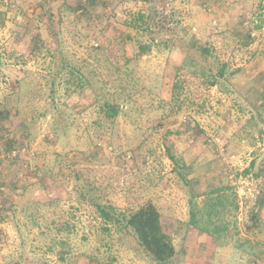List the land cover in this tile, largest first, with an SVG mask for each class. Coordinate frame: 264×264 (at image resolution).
Listing matches in <instances>:
<instances>
[{"label":"rangeland","instance_id":"374dc122","mask_svg":"<svg viewBox=\"0 0 264 264\" xmlns=\"http://www.w3.org/2000/svg\"><path fill=\"white\" fill-rule=\"evenodd\" d=\"M74 1L0 0V264L23 251L21 264H154L117 220L149 200L173 236V264H253L264 250L253 225L258 214L264 232V115L254 114L264 106V0H98L84 16ZM226 29L239 30L242 45L218 33ZM245 30L256 36L249 45ZM150 39L139 55L137 42ZM191 40L242 68L231 93L176 71ZM92 45L103 48L97 57ZM61 47L91 62L93 85L73 96L57 77ZM123 73L138 84V104L156 102L152 111L115 116L95 98L99 80L119 88ZM173 93L180 114L160 125L157 100ZM12 152L15 160L3 157Z\"/></svg>","mask_w":264,"mask_h":264},{"label":"trees","instance_id":"16d2710c","mask_svg":"<svg viewBox=\"0 0 264 264\" xmlns=\"http://www.w3.org/2000/svg\"><path fill=\"white\" fill-rule=\"evenodd\" d=\"M98 0H76L71 5L74 7L73 11H81V16H84L88 14V12L91 10L89 9L90 6H94L97 3ZM89 5V6H86ZM67 6V4H65ZM72 9V8H71ZM87 17V16H85ZM81 18V17H79ZM244 18H241L240 24L243 25ZM253 27H259V25H255ZM254 30V29H253ZM147 30L142 31L141 33H145ZM151 33V32H150ZM220 34L224 35H232V39L235 41L236 44L242 45V41L237 36L239 33H241L239 30L236 32H229L228 29L218 32ZM252 30H245V39H247V44H251L253 41H255L256 36H253ZM192 38L189 39H193ZM151 42H154L153 40H149L146 43L144 42H137V49L139 55H145L148 54L152 49ZM244 43V42H243ZM90 44V43H88ZM45 50L47 48L43 46ZM92 47V48H90ZM87 48V50L90 48L89 55H100L103 51V48L100 45L97 46H90ZM43 49V48H42ZM37 51H41V48L38 47L37 42L31 46V52L35 53ZM59 50V51H58ZM57 54L60 55L62 58V67L60 68V72L58 73L57 77H59V74H63V77L60 79V83L66 87V92L69 93V96H73L77 93L78 90H83L87 86H92V78L87 77L86 74L91 75L89 71H84L87 67L91 66V62L89 60L85 59L82 60L81 63H79L75 56L70 53L69 51L64 52V48H58ZM188 50L190 53H185V57L183 59L182 65L179 66L176 71L183 72V71H189L192 75L201 76L203 78V83L206 84V86H217L221 91L223 92H230L233 90H229L227 87V84H232L234 80H237L238 75L242 72V68H237L236 70H233L231 67L230 62H224L220 59V57L216 54V52L211 49L208 45L201 44L194 42L191 40L188 44ZM51 50H47L49 52ZM109 67L116 70L117 72L121 71V69L116 66L114 63H110ZM127 68V66L125 67ZM92 73V72H91ZM115 73V71H113ZM177 74V73H176ZM175 74V77L177 75ZM125 75L126 81L123 79V85H120L119 88H116V85L112 83L109 85L107 81H98L97 84L99 85L98 92H95V98H98L99 101L103 100V103L105 104V107H108L107 109L111 110L115 116L119 115V113H122L123 115H129V113L135 114V112H138L140 114L141 111H144L143 108L148 106L151 107V103H156L155 101H148L147 104L137 103L136 100V93L135 89H137V82L132 79L131 75L129 73H123ZM264 77V75H261ZM61 77V76H60ZM257 78L251 79L253 85L255 86V89L258 88ZM50 81V82H49ZM47 83V86L50 89L49 97H54L56 95V80L52 77L51 80H49ZM173 92L177 90L176 86V80L173 82ZM130 87V89H129ZM72 91V92H70ZM172 96L171 100H165V99H158L157 100V109L159 112V115L156 116L159 118L157 121L160 125H165L166 120H171L174 117H177L180 114L181 108H176L177 101L174 100V95ZM263 95V94H262ZM112 96V97H111ZM176 96V95H175ZM260 99H264V96H260ZM122 100V101H121ZM120 101L123 103V105L120 106ZM260 101V100H259ZM263 103V102H262ZM116 105L119 106V108H116ZM260 109L254 112L258 119L260 121L263 119L264 115V106L260 105ZM125 108V109H124ZM55 120L57 121V118L63 119L62 113L59 112L58 106L53 107V112ZM133 111V112H132ZM152 111V107L150 109ZM157 112V110H155ZM3 111H0V114H2ZM137 113V114H138ZM138 114V115H139ZM40 115V116H39ZM41 115L47 116L46 113H38L36 116V119H39ZM140 117V115H139ZM191 119V118H190ZM64 121L66 123L70 122L68 118H64ZM173 123V122H172ZM193 128L196 130H199V127H194L195 121L191 119L189 123ZM58 121L55 126V132L58 131ZM65 128L68 129L67 124H65ZM57 129V131H56ZM226 150V149H224ZM174 158V157H173ZM175 159V158H174ZM176 160V159H175ZM185 166L186 164L181 163ZM256 163L254 162L252 167H255ZM260 170H264V160L259 165ZM264 173V172H263ZM2 195V193L0 194ZM2 196H0V205L2 208ZM259 207L264 204V192L259 196ZM98 207L100 208L101 215L105 219L104 221H110L112 223L116 219L115 216H112L110 213L105 211V207H102L100 204H98ZM0 208V209H1ZM26 211V210H24ZM125 213V212H124ZM121 214V217L118 218V223L120 222L123 229L126 230L128 234L131 235V239L136 243V245L142 249V252L147 255L154 264H173L174 261H176L177 258V249L173 240V236L170 234L169 230L165 226L163 222V217L158 209V207L153 203V201L149 200L143 205H138L137 208H129L126 212V214ZM34 216V215H33ZM34 225H38L37 222L34 223ZM253 225L257 228V233L259 235H262L263 229L261 228V220L258 214H255L253 217ZM19 227V226H18ZM105 232L108 231L107 229L104 230ZM26 235L21 234V246H26L27 243ZM23 251V249H22ZM67 254V253H66ZM254 255L253 264H264V250L259 251ZM62 259H64V255H62ZM26 260L25 252L23 251V254H21L17 260L16 264H21ZM15 263V262H14ZM252 264V263H251Z\"/></svg>","mask_w":264,"mask_h":264},{"label":"built area","instance_id":"2783aa9c","mask_svg":"<svg viewBox=\"0 0 264 264\" xmlns=\"http://www.w3.org/2000/svg\"><path fill=\"white\" fill-rule=\"evenodd\" d=\"M18 152H12V153H9L7 154L6 156H3V157H7L8 159H11V160H15L16 157H17ZM0 191L2 192L3 191V188H2V179H1V172H0ZM0 192V194H1ZM0 208H1V205H0Z\"/></svg>","mask_w":264,"mask_h":264},{"label":"crops","instance_id":"0c3cea01","mask_svg":"<svg viewBox=\"0 0 264 264\" xmlns=\"http://www.w3.org/2000/svg\"><path fill=\"white\" fill-rule=\"evenodd\" d=\"M187 253V252H186Z\"/></svg>","mask_w":264,"mask_h":264}]
</instances>
